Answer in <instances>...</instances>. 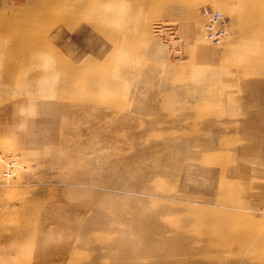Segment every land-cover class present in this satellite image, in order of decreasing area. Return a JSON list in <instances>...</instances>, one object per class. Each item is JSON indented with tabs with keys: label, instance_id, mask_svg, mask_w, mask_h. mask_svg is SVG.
Instances as JSON below:
<instances>
[{
	"label": "rangeland",
	"instance_id": "374dc122",
	"mask_svg": "<svg viewBox=\"0 0 264 264\" xmlns=\"http://www.w3.org/2000/svg\"><path fill=\"white\" fill-rule=\"evenodd\" d=\"M0 264H264V0H0Z\"/></svg>",
	"mask_w": 264,
	"mask_h": 264
},
{
	"label": "bare ground",
	"instance_id": "6f19581e",
	"mask_svg": "<svg viewBox=\"0 0 264 264\" xmlns=\"http://www.w3.org/2000/svg\"><path fill=\"white\" fill-rule=\"evenodd\" d=\"M221 13V12H220ZM222 14V13H221ZM103 115V114H102ZM125 117H122V116H115L114 118H109L107 117V115H103V119H101V123H94V122H91V121H86L88 126L90 127L91 131L93 132V135H96V138L99 139V143L101 145V147L99 146H88L90 147L91 149H88L87 152H90V153H93V154H86L87 156H92V155H96L98 154L99 151L103 152L104 154H108L109 152L112 154H118L117 150H118V147L120 146H123L125 144V146H127V139H126V135L130 132V129H134L135 125H133V121H131L132 123H123V120H124ZM104 131L105 133L107 132L108 134H110V136L112 135V138L113 139H108L107 137H105V133L103 135V132ZM117 136H119L117 138ZM116 138V140H115ZM128 149V148H126ZM101 156V155H100ZM112 156V155H111ZM128 167V166H127ZM136 167V166H135ZM134 167V168H135ZM139 167V166H137ZM143 167V166H142ZM136 169V168H135ZM138 170V169H137ZM145 170H142L143 173ZM149 171V170H148ZM148 171H147V174H148ZM136 172V171H135ZM139 172V171H138ZM153 173V172H152ZM150 174V173H149ZM146 175V174H145ZM147 176V175H146ZM142 177V176H141ZM145 177V176H144ZM148 177V176H147ZM78 178V177H77ZM146 178V177H145ZM137 179V178H136ZM143 181V179H142ZM69 184H72V185H78V187H82L83 189H93L95 187V189H100L102 188V184H97L95 181H93L92 179H89V178H81L80 180L79 179H73V180H70L68 181ZM142 186V185H141ZM144 186V185H143ZM104 188V186H103ZM112 188V187H111ZM139 188V187H138ZM113 189V188H112ZM147 189V188H146ZM117 190V189H116ZM143 190V189H142ZM102 191V189H101ZM113 191V190H112ZM148 191V190H146ZM116 192V191H115ZM120 191H118L119 193ZM143 192H145L143 190ZM101 193V192H100ZM99 193V195H97V199H103L104 196L101 195ZM117 193V192H116ZM121 193V192H120ZM131 194V193H130ZM149 194V193H147ZM132 195V194H131ZM138 195V194H137ZM145 195V194H144ZM136 196V194H135ZM140 196V195H139ZM142 196V195H141ZM165 196V194H164ZM167 196V195H166ZM151 197V196H150ZM168 198V197H167ZM127 199V198H126ZM141 199V198H140ZM139 199V200H140ZM128 202V200H127ZM123 203H125L123 201ZM132 203V202H131ZM131 203L128 202V204L131 205ZM143 206V204H145V201L144 200H140L138 201L137 204H139ZM143 203V204H141ZM122 204V203H121ZM127 204V205H128ZM136 206V205H135ZM129 207V206H128ZM131 207V206H130ZM125 210V207H123ZM133 208V207H132ZM94 209V208H93ZM128 209V208H127ZM189 216V215H188ZM88 224V223H87ZM86 222H85V225H87ZM81 227V226H80ZM85 227H82L80 228L81 230L82 229H85ZM93 230V229H92ZM80 231V230H79ZM78 231V232H79ZM91 231V230H90ZM110 231V230H109ZM84 232V231H83ZM76 232H74L75 234ZM85 234H87L85 232ZM77 235V234H76ZM85 236V235H84ZM63 237V236H62ZM113 238H109L111 242H114L116 244H118L119 242H122V241H125L127 242V244L124 246V250L125 251L126 249H130V250H134V246L131 245V242H129L128 240L131 239L129 238L130 236H127L125 233H114V236L112 235ZM148 237V236H147ZM75 238V236H74ZM94 238V237H93ZM104 237L101 236V239H103ZM63 239V238H62ZM67 239V238H66ZM78 239V238H77ZM80 239V238H79ZM65 240V239H64ZM107 239H103V241H105ZM132 240V239H131ZM63 241V240H62ZM68 241V240H67ZM82 241V240H81ZM86 241L90 243H92L90 240L88 241L87 240V237H86ZM93 241V240H92ZM97 241H100V240H97ZM97 241H95L97 243ZM84 242V241H83ZM73 243V242H72ZM85 243V242H84ZM99 243V242H98ZM77 244V242H76ZM92 245V244H90ZM105 246V245H104ZM117 248V247H116ZM139 248V247H138ZM136 248V249H138ZM155 249V248H153ZM142 250H140V252H135V254H138V253H141ZM133 252V251H132Z\"/></svg>",
	"mask_w": 264,
	"mask_h": 264
},
{
	"label": "built area",
	"instance_id": "2783aa9c",
	"mask_svg": "<svg viewBox=\"0 0 264 264\" xmlns=\"http://www.w3.org/2000/svg\"><path fill=\"white\" fill-rule=\"evenodd\" d=\"M202 18L203 33L206 39L218 43L227 37L229 24L219 11L204 8Z\"/></svg>",
	"mask_w": 264,
	"mask_h": 264
}]
</instances>
